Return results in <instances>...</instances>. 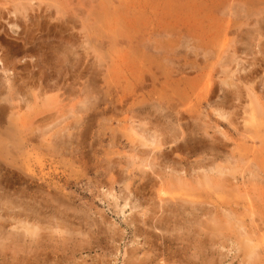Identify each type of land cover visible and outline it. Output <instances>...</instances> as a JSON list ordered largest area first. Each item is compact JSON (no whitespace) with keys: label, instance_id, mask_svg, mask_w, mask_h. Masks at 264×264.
<instances>
[{"label":"rangeland","instance_id":"obj_1","mask_svg":"<svg viewBox=\"0 0 264 264\" xmlns=\"http://www.w3.org/2000/svg\"><path fill=\"white\" fill-rule=\"evenodd\" d=\"M104 1L0 0V60L5 67L16 66L6 72L0 64V84L11 78L14 90L21 95L27 91L32 103L36 99L30 105L43 109L46 127L60 122L45 136L44 156L39 157L35 140L32 150L22 149L12 163V169L36 189L41 177L38 162L43 160L48 189L44 235L21 239L12 221L4 218L7 212L0 209V264H264V167L255 152L258 140L239 137L234 143L216 135L234 160L231 164L222 158L214 160L215 165L227 168L225 176L230 180L223 189L201 188L190 181L176 183L167 170L158 171L161 184L155 176L150 184L138 164L149 149L142 146L139 135L152 128L160 114L152 109L163 105L168 110L171 105L174 113L189 112V101L180 104L171 98L189 92L191 86L185 79L191 81L198 73L201 77L195 80L193 91L199 92L208 83L210 88L202 98L214 99L215 90L226 79L216 63L226 55L231 54L246 70L233 77L237 99L224 110L242 131L251 128L246 115L251 97L263 95L264 105V0ZM256 28L248 55L240 45V35ZM33 65L38 67L32 69ZM39 68H46L45 73L38 72ZM29 76L35 81L29 84L31 89L25 88ZM5 99L0 95V110L8 104ZM20 105L21 113H27L24 103ZM147 111L152 115L147 116ZM1 113L0 138L4 139L8 123L5 111ZM226 126L222 122L221 131L227 133ZM211 136L213 131H208L201 138L208 143ZM188 137L175 144L180 152L174 154L168 148L165 154L173 159H205L206 152L186 156L185 149L192 148ZM10 153L0 142V162ZM257 164L262 168L260 176L252 174L251 166ZM18 182L14 181L15 189L26 187ZM188 193L192 198L186 197ZM168 198L202 203L207 215L195 226L198 235L193 231L190 237H181L182 228L180 235L152 228L161 216L159 199ZM227 210L232 211L230 218L224 216ZM240 227L256 254L246 249Z\"/></svg>","mask_w":264,"mask_h":264},{"label":"bare ground","instance_id":"obj_2","mask_svg":"<svg viewBox=\"0 0 264 264\" xmlns=\"http://www.w3.org/2000/svg\"><path fill=\"white\" fill-rule=\"evenodd\" d=\"M7 2H9V1H7ZM12 2L13 1H11L10 3H12ZM110 2H112V1H110ZM141 2L145 3L143 1H141ZM157 2H158V0H157ZM167 2H169V1H167ZM16 3H17V1H16ZM82 3H84V2H82ZM137 3H139V2H137ZM171 3H172V1H171ZM179 3H181V1ZM19 4H20V2H19ZM199 4H200V2H199ZM228 4H229V2H228ZM129 5H130V3H129ZM188 5L189 4L187 3L186 6H188ZM111 6H113V5H111ZM140 6H142V5H140ZM137 7H138V5H137ZM180 7L181 6H179V8ZM189 7H191V6L189 5ZM232 7L233 6H230V7H228V9L231 8L234 10L235 6L233 8ZM19 8H20V6H19ZM154 8H156V7H154ZM174 8L176 9V7H174ZM134 9L131 8V10H134ZM153 9H152V12H153ZM139 10H140V8H139ZM222 10L224 11V9H222ZM26 11H28V10L25 9V12ZM103 11H105V9ZM140 11H142V10H140ZM167 11L168 10H166V12ZM107 12H108V10H107ZM23 16H24V14H23ZM234 16H235V18H237V16H238L237 13ZM25 17H27V16H24V18ZM29 21L30 20H27V22H29ZM228 22H230V21H228ZM261 23H263V22H261ZM26 25H27V23H26ZM196 25H198V24H196ZM241 25L243 26V24H241ZM12 27L13 26H11V28ZM189 28H190V26H189ZM251 29H252V27H251ZM15 30H16V28H15ZM17 30H18V28H17ZM258 30L259 29H257V28L253 31L248 30L247 32H243L244 34L240 35V41L239 42H240V45H241L244 53H247L248 55H250L251 47H252L251 39L253 38L254 34L258 32ZM29 31H31V30H29ZM31 34L33 35V33H31ZM236 35H238V34H236ZM19 38H20V36H19ZM22 38L23 37H21V39ZM33 38H34V36H33ZM42 38H43V36L40 37L41 40L44 39V38L43 39ZM40 39H37V40H40ZM64 39H65V37H64ZM59 41L60 40L58 39V42ZM34 43H36V42H34ZM241 47H238V48H241ZM34 48L36 49V47H34ZM255 48H257V47H255ZM232 49H233V47H232ZM27 51H28V49H27ZM36 51H37V49H36ZM38 52H40V51H38ZM234 52H236V51H234ZM30 54H32V53H30ZM226 54H227V52H226ZM216 55H215V57H216ZM229 56L226 55V56H223L221 58V60H219V61L216 60V61H218L216 63L217 66L219 64V67H220V73L219 74L226 76V79H224L223 81L221 80L222 81L221 86H219V88L215 90L216 94L214 96V99L213 98L212 99L202 98L205 93L207 94V91L210 88V85L208 83L204 84L201 87V89L198 90L199 92H196L195 90L193 91V89H192L193 84L201 77V73H198L195 79H193L191 81H187V79H185L186 81L184 80L185 82H188L187 84H190L189 86H191V89H189V92L185 91L183 93L181 92V94L175 93L171 98L172 101L174 98H176L180 104L183 103L185 100H187V102L189 101L191 104V109L189 112L181 113V111H179V112L177 111L176 113H174L175 108L171 107V105L168 106L169 108H167L169 111L166 110V108L163 105L157 106L154 109H152V111H155V112L159 111L160 114L154 120V122H153L154 125H152V128L143 131L142 134L139 135L141 140L143 141V142H141V143H143L142 146H144L145 148L149 147V149L146 152H143V154H145L144 155L145 157L142 156L138 161V164H140L142 173L146 174V176L143 178H148L149 179L148 182H151L150 184H152V182H153L151 176L153 178L155 176V180L159 181V184H161L163 178L158 173V171L167 170V171H169L170 176L173 178V180L176 183L182 184V183L190 181L191 183L195 184L196 186H200L201 188H204L205 186H209V187L215 186L216 189L217 188L223 189V187H226L225 183L229 182V180H230V179H228V177L225 176V170L227 168L226 167L225 168L220 167L221 165L220 166L215 165L214 160L217 159V161H218L219 158H222L223 160H225L226 162H228L230 164L234 160H233L232 155H230L226 150L227 144H225L216 135H220L223 138L228 139V140H230V138H231V141H233L234 143H237V141H238L237 138H239V137H243L244 139L248 138V139H251L252 141L258 140L259 148L255 152L258 154V158L260 160L258 163L261 165V167L262 166L264 167V105H262L261 101H260V99L263 97V95L261 96V98L254 97L253 95H252L253 97H251L249 110L246 111V115L248 116L247 119L249 120V124L251 125L250 126L251 128L248 130L242 131L241 127H239V125L237 124L238 123L237 120L234 118H230V115L226 112V109L224 110L225 106L232 107L234 100L237 99V95L235 93V84L233 83L232 79L236 73L239 74V72L241 70L242 71L244 70L243 68L240 67V63L238 62V60L236 58L233 59V58H231V56L230 57ZM204 57H206V56H204ZM0 64H2V68L6 72L8 70H10V68L16 67L15 64H12V66L8 64L5 67L3 60H0ZM32 67H33L32 69H35L38 66L33 65ZM24 68H26V67H24ZM45 69L46 68H44L42 70L41 68H39L38 72H41L43 74V73H45ZM32 73H33V71H32ZM32 73L30 72L31 75H32ZM247 78H245L244 81L248 82L250 80V79L248 80ZM28 79H29V82L25 83V85H26L25 88L31 89L30 86L35 85V81L33 82L34 77L29 76ZM207 81H209V80H207ZM36 82L39 83L38 87L41 88L42 87V85L40 84V82H42L41 79L37 80ZM29 84H31V85L29 86ZM183 85H186V84H183ZM0 87H1L0 95L6 96L5 101L8 103L5 107H3L0 110V111H2L3 114L5 111L4 120H6V122L8 123V127L3 128V130L5 131L3 133H5V135L7 137L4 139L0 138V142L6 147L7 152H11L9 154V157L5 158L3 160V162H0V172L3 171V173L0 174V192L2 193L0 196V209H3L4 211H6L8 213V214L6 213V217H4V218H7L9 220V222L12 221V223L14 225L13 230L18 237H20L21 239H24L27 235H29V236L34 235V236H38V237L42 238L44 235V232H45L44 222L48 221V216L46 215V211H45L46 204L48 202L46 200V190H48V189L46 188L45 178L42 175L43 168H44L43 160L40 159L38 162V164H39L38 166L40 169L39 174L41 175V177L39 178V180L36 183V189L31 188V187H33L32 186L33 182H29V181H28L29 183L26 182L27 181L26 179H24L23 177L18 175L12 169V167H13L12 163L17 160L18 156L20 155V151L22 149L30 148L32 150V142L35 140L38 141V145H39L38 146L39 147L38 151H40L39 157L44 156L43 152H45V148H44L45 136H46V134H49L48 132L50 131V129H53V128L59 126L60 122L57 121L56 123H53L51 126L46 127L45 126L46 120H45V116H44L45 112L43 111V109H37V108H35L36 106L33 107V105H30L33 103L35 104L36 99H34L33 100L34 102L32 103L31 99H29V95L27 94V91H26V94L21 95L19 91L14 90V85L11 81V78H7L4 83L0 84ZM161 97L164 98L165 96L162 95ZM201 99L204 101V102H202V104H201ZM20 103H24V108H26L28 110L27 113L26 112L24 114L21 113L22 107H21ZM37 103H39V102H37ZM190 104H189V106H190ZM204 108L206 109V111H204ZM185 110H187V109H185ZM30 111H31V113H30ZM2 113H1V115H3ZM210 113H213L212 116L214 115V118H215L213 123H212L213 118L211 117ZM145 114L147 116L152 115L151 111H147ZM185 115L188 116V120H186ZM222 122H225L227 124V126H226L227 133L221 131V129H220V125L222 124ZM36 124H37V127H34ZM133 129H134V127H133ZM34 130H36V133H34ZM208 131H213V133H214V136H211L208 140L209 144L206 143V141L201 138L204 134L207 136ZM0 136H1V134H0ZM187 136H189L188 139L190 141H192V143H191L192 148L188 147L185 149L187 152L186 156H189L191 158V156H196L198 154L200 156V154H202V153H203V155H205L204 153L206 152L207 155H206L205 159H199L196 161H189V160H186L187 157L186 158L178 157V159H173V158L168 157V154L167 155L165 154V150H168V148H170L171 153L174 152V154H175L176 152H180V146L175 145V144L180 139L183 140ZM54 140H56V139H54ZM253 144L255 145V142H253ZM53 146H55V145H53ZM57 149H59V148H57ZM31 150H30V153H31ZM189 150H191V152H189ZM35 151H37V150H35ZM57 152H59V151H57ZM33 155H35V154H33ZM208 156L211 158H207ZM260 165L257 164V165L251 166V168L253 169L252 174H254V176H260L262 174V170H261L262 168L261 167L259 168ZM144 169H146V170H144ZM148 171H150V172H148ZM14 181L23 182L26 184V187L22 188V189H15V187H13L15 185ZM182 190H184V189H182ZM191 191H193V190H191ZM186 197L192 198L189 193L186 195ZM159 200L160 201L158 203V209H159V211H161V216L158 215V217H160V218H158V223L152 225V228L154 230H160V231L168 233V234H171V233L179 234L178 231H180L182 228L183 233H181L182 234L181 237H183L185 235L187 237H190L191 234L193 233V231L195 234L198 235V233H196L195 226H199L200 218L207 215L206 209L204 206H202L201 202L195 203L193 200L187 201V200H183V199H182V201L181 200L177 201L175 198L159 199ZM60 203H62V202H60ZM50 206H49V208H50ZM49 210L50 209H48V211ZM253 211L255 212V210H253ZM58 212H56V213H58ZM231 213H232L231 210L225 211V214H224L225 218H230V215L232 216ZM2 214H3V212H2ZM162 214L164 216H162ZM210 214H212V212ZM2 219H3V217L0 216V220H2ZM7 219H5V220H7ZM12 223H11V225H12ZM0 224H1V222H0ZM48 224H49V222H48ZM3 225L4 224H2V226ZM11 225L9 224V227ZM9 227H7V228L9 229ZM179 227H180V229H179ZM199 228H201V227H199ZM4 230H6V229H4ZM7 232H9V231H7ZM239 234L241 237L246 238L247 233H245V230L243 227H240ZM206 240H207V238H206ZM263 240H260V241H263ZM11 242H13V241H11ZM15 242H16V240H15ZM250 242L251 241L248 238H246L245 247L250 252V254H256L257 252L254 251V249L251 247Z\"/></svg>","mask_w":264,"mask_h":264}]
</instances>
